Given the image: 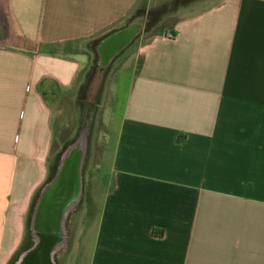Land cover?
Instances as JSON below:
<instances>
[{"label":"crops","instance_id":"1","mask_svg":"<svg viewBox=\"0 0 264 264\" xmlns=\"http://www.w3.org/2000/svg\"><path fill=\"white\" fill-rule=\"evenodd\" d=\"M141 2L0 0V264L48 179L60 93L89 66L88 44ZM177 13L120 58L112 182L88 264H264V0Z\"/></svg>","mask_w":264,"mask_h":264},{"label":"rangeland","instance_id":"2","mask_svg":"<svg viewBox=\"0 0 264 264\" xmlns=\"http://www.w3.org/2000/svg\"><path fill=\"white\" fill-rule=\"evenodd\" d=\"M165 2L166 0H147V7L156 8ZM177 17V11L165 16L160 24L161 28L163 27L162 32L168 33V29ZM134 42L114 59L105 73L101 91L98 84L94 83L90 89L84 87L85 81L80 76L71 90L60 93V101L55 112V140L48 164L49 169L56 154L66 144L76 139L82 122L84 104L91 107L92 111L86 115L89 148L83 171L84 201L72 218L69 225V244L65 253L57 258V264H88L100 207L112 182V153L127 78L126 72L120 73L118 64L124 54L131 52ZM102 132L111 137L110 146L106 149L99 143ZM28 234L27 216L21 247L29 243Z\"/></svg>","mask_w":264,"mask_h":264},{"label":"water","instance_id":"3","mask_svg":"<svg viewBox=\"0 0 264 264\" xmlns=\"http://www.w3.org/2000/svg\"><path fill=\"white\" fill-rule=\"evenodd\" d=\"M144 20H138L99 41L95 47L99 70L125 51L141 34ZM82 131L61 154L53 179L39 193L32 216V245L21 251L12 264H56L55 256L65 245L64 223L79 200L87 147Z\"/></svg>","mask_w":264,"mask_h":264},{"label":"trees","instance_id":"4","mask_svg":"<svg viewBox=\"0 0 264 264\" xmlns=\"http://www.w3.org/2000/svg\"><path fill=\"white\" fill-rule=\"evenodd\" d=\"M200 1H202V0H166V2L164 4H162L161 6H158L156 8H148L147 7V0H142V2L135 9L134 13L129 18V20L127 21L125 26H127L131 23L137 22L138 20H144L141 34L136 39H139V38L150 39L156 35H159L160 32L162 31L163 27L161 28L160 24L162 22V19L165 16H170V15L174 14L176 11H178L179 9L188 7V6L193 5V4H196ZM115 31L116 30H113V31L109 32L108 34L102 36L101 38H98V39L92 41L91 43L88 44V46L86 48V51L91 56V62L89 64V66L80 74V76H81V78L84 79L85 82H84L83 86L86 87L87 89L88 88L90 89L92 87V83H94V84H98V86H99L98 88L100 89V91L102 90L103 82L105 80L104 79L105 73L109 70V68H110V66L114 60L111 62V64L107 68H105L103 70H99V66L97 64L98 57H97V54L95 51V47L101 39H103L105 36L109 35L112 32H115ZM72 142L66 144L56 154V156L54 158V162H53L51 168L49 169V175H48L47 180H50L52 178V176L54 175L62 152L64 151L66 146H68ZM51 152H52V150H51ZM39 192H40V190L37 192V194L33 198L31 207L34 204L36 198L38 197ZM29 214H30V211H29ZM29 214H28V216H29ZM25 248H26V246L21 247L18 250V252L15 254L14 258L10 261L9 264H12L14 262V260L17 258L18 254L21 251H23Z\"/></svg>","mask_w":264,"mask_h":264},{"label":"flooded vegetation","instance_id":"5","mask_svg":"<svg viewBox=\"0 0 264 264\" xmlns=\"http://www.w3.org/2000/svg\"><path fill=\"white\" fill-rule=\"evenodd\" d=\"M82 122H81V126H80V129H79V133L77 136H79V134L82 132V131H86L87 132V147H86V154H85V159H84V163H83V170H82V191H81V195L79 197V200L78 202L76 203V205L72 208V210L67 214L66 216V220H65V223H64V228H65V233H66V238H65V245L64 247L60 250V252L55 256V263L57 264V258L62 255L63 253H65V251L67 250V247H68V244H69V225L72 221V218L74 217V215L77 213V211L80 209L83 201H84V190H83V171H84V167H85V164H86V161H87V154H88V120L86 119V115L88 114V112L92 111V108L91 107H88L87 104H84L83 106V109H82ZM70 145V144H69ZM67 147V146H66ZM54 175L52 176V178L50 180H47L46 183L42 186V188L47 185L52 179H53ZM42 188L40 189V191L42 190ZM40 193V192H39ZM39 198V194H38V197L36 198L34 204L32 205V207H30V214L28 216V235H29V243L26 245V248H29L31 245H32V242H33V236H32V230H31V220H32V216H33V213H34V209L36 207V203H37V200ZM24 249V250H25Z\"/></svg>","mask_w":264,"mask_h":264}]
</instances>
